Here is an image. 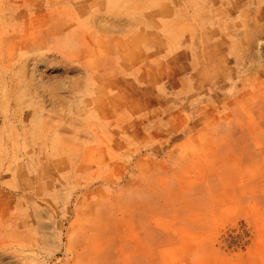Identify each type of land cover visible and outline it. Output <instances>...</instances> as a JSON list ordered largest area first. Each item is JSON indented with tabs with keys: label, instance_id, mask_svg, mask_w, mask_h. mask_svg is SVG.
I'll return each mask as SVG.
<instances>
[{
	"label": "rangeland",
	"instance_id": "374dc122",
	"mask_svg": "<svg viewBox=\"0 0 264 264\" xmlns=\"http://www.w3.org/2000/svg\"><path fill=\"white\" fill-rule=\"evenodd\" d=\"M0 264H264V0H0Z\"/></svg>",
	"mask_w": 264,
	"mask_h": 264
}]
</instances>
